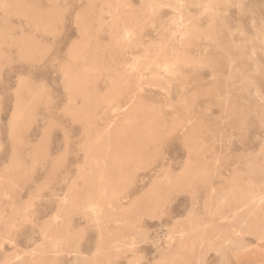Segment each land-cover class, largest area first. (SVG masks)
Segmentation results:
<instances>
[{
  "label": "rangeland",
  "instance_id": "374dc122",
  "mask_svg": "<svg viewBox=\"0 0 264 264\" xmlns=\"http://www.w3.org/2000/svg\"><path fill=\"white\" fill-rule=\"evenodd\" d=\"M0 264H264V0H0Z\"/></svg>",
  "mask_w": 264,
  "mask_h": 264
},
{
  "label": "bare ground",
  "instance_id": "6f19581e",
  "mask_svg": "<svg viewBox=\"0 0 264 264\" xmlns=\"http://www.w3.org/2000/svg\"><path fill=\"white\" fill-rule=\"evenodd\" d=\"M177 10H178V9H177ZM135 66H136V65H134V66L132 65L133 68H136ZM138 72H139V71H138ZM136 74H137V73H136ZM138 75H139V78L143 76L142 73H141V74L138 73ZM136 76H137V75H136Z\"/></svg>",
  "mask_w": 264,
  "mask_h": 264
}]
</instances>
